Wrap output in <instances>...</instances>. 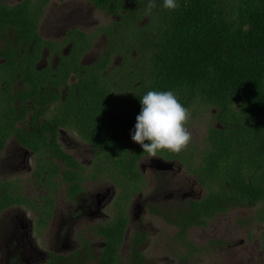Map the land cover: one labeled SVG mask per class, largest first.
I'll list each match as a JSON object with an SVG mask.
<instances>
[{
  "label": "flooded vegetation",
  "instance_id": "1",
  "mask_svg": "<svg viewBox=\"0 0 264 264\" xmlns=\"http://www.w3.org/2000/svg\"><path fill=\"white\" fill-rule=\"evenodd\" d=\"M15 7L28 32L4 22ZM146 21L133 0H0V264H264L261 205L202 170L214 109L179 154L120 133Z\"/></svg>",
  "mask_w": 264,
  "mask_h": 264
},
{
  "label": "trees",
  "instance_id": "2",
  "mask_svg": "<svg viewBox=\"0 0 264 264\" xmlns=\"http://www.w3.org/2000/svg\"><path fill=\"white\" fill-rule=\"evenodd\" d=\"M155 2L143 23L149 32L148 82L139 95L128 98L126 106L132 108L120 133L126 135L129 128L133 132L140 98L150 90L173 91L187 108L208 104L223 128H210L202 170L227 192V201L259 204L260 214L264 211V0H177L172 11L162 7L163 0ZM147 3L133 0L143 14ZM16 9L5 8L4 22L28 32L26 17L18 22L13 15ZM136 19L122 18L131 26L137 25ZM116 144L110 153H122L123 146Z\"/></svg>",
  "mask_w": 264,
  "mask_h": 264
},
{
  "label": "clouds",
  "instance_id": "3",
  "mask_svg": "<svg viewBox=\"0 0 264 264\" xmlns=\"http://www.w3.org/2000/svg\"><path fill=\"white\" fill-rule=\"evenodd\" d=\"M155 7V0H148L145 15H151ZM162 7L175 10L177 0H163ZM140 104L141 111L136 117L131 139L141 146L143 153L152 158L157 157L160 150L179 154L187 148L192 139L186 127L191 114L173 91H147L140 98Z\"/></svg>",
  "mask_w": 264,
  "mask_h": 264
},
{
  "label": "rangeland",
  "instance_id": "4",
  "mask_svg": "<svg viewBox=\"0 0 264 264\" xmlns=\"http://www.w3.org/2000/svg\"><path fill=\"white\" fill-rule=\"evenodd\" d=\"M234 2V1H232ZM213 107L206 105H194L190 110L191 119L188 121L189 124L186 125L187 129L191 132V136L198 138L206 132V127L212 120L211 112ZM215 110V109H214ZM247 213V211H246ZM257 232H255L254 239L257 238Z\"/></svg>",
  "mask_w": 264,
  "mask_h": 264
}]
</instances>
